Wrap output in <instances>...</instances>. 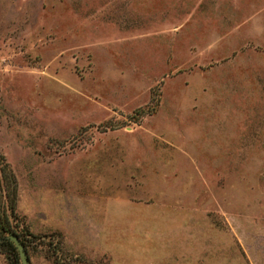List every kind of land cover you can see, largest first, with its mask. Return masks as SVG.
<instances>
[{"label": "rangeland", "instance_id": "obj_1", "mask_svg": "<svg viewBox=\"0 0 264 264\" xmlns=\"http://www.w3.org/2000/svg\"><path fill=\"white\" fill-rule=\"evenodd\" d=\"M0 156L29 264H264V0H0Z\"/></svg>", "mask_w": 264, "mask_h": 264}, {"label": "trees", "instance_id": "obj_2", "mask_svg": "<svg viewBox=\"0 0 264 264\" xmlns=\"http://www.w3.org/2000/svg\"><path fill=\"white\" fill-rule=\"evenodd\" d=\"M16 204L15 178L7 164L0 156V254L4 255L7 264H19L17 252L12 243L5 238L8 233H14L13 220ZM57 238L58 233H54ZM16 235V234H15Z\"/></svg>", "mask_w": 264, "mask_h": 264}, {"label": "water", "instance_id": "obj_3", "mask_svg": "<svg viewBox=\"0 0 264 264\" xmlns=\"http://www.w3.org/2000/svg\"><path fill=\"white\" fill-rule=\"evenodd\" d=\"M14 246L19 264H29L28 257L26 255L25 249L23 248L19 238L14 233H8L6 237Z\"/></svg>", "mask_w": 264, "mask_h": 264}, {"label": "crops", "instance_id": "obj_4", "mask_svg": "<svg viewBox=\"0 0 264 264\" xmlns=\"http://www.w3.org/2000/svg\"><path fill=\"white\" fill-rule=\"evenodd\" d=\"M30 229V228H29ZM30 231L31 232H34V233H38V234H42V235H44V234H47V233H49V232H56V233H58L59 235H60V238H61V231L60 230H58V229H53V230H45V229H42V230H40V229H38V230H31L30 229ZM62 239V238H61ZM62 243H63V240H62ZM65 246V245H64ZM66 247V246H65ZM47 264H49V263H47Z\"/></svg>", "mask_w": 264, "mask_h": 264}]
</instances>
